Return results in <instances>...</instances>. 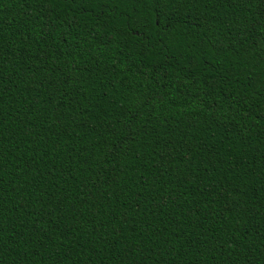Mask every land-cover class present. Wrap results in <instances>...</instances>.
Masks as SVG:
<instances>
[{
  "label": "trees",
  "instance_id": "1",
  "mask_svg": "<svg viewBox=\"0 0 264 264\" xmlns=\"http://www.w3.org/2000/svg\"><path fill=\"white\" fill-rule=\"evenodd\" d=\"M0 264H264V0H0Z\"/></svg>",
  "mask_w": 264,
  "mask_h": 264
}]
</instances>
